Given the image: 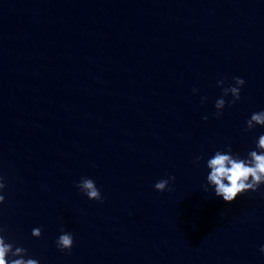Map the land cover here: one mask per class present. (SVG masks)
Masks as SVG:
<instances>
[{"label": "water", "instance_id": "water-1", "mask_svg": "<svg viewBox=\"0 0 264 264\" xmlns=\"http://www.w3.org/2000/svg\"><path fill=\"white\" fill-rule=\"evenodd\" d=\"M260 110L264 0H0V226L40 264H264V185L225 202L196 161L246 155Z\"/></svg>", "mask_w": 264, "mask_h": 264}, {"label": "clouds", "instance_id": "clouds-1", "mask_svg": "<svg viewBox=\"0 0 264 264\" xmlns=\"http://www.w3.org/2000/svg\"><path fill=\"white\" fill-rule=\"evenodd\" d=\"M233 83L225 86V80L217 81V86L221 87L222 94L214 103L216 112L214 115L219 117L226 104H235L240 99L241 89L245 80L240 76L232 78ZM196 94L199 89L193 88ZM231 95V100L225 97ZM206 96L201 97V102L207 101ZM207 120L208 117L204 116ZM264 127V110L251 113L246 120V129L251 130L256 126ZM255 147L241 155L234 152L231 145H226L224 149H218L213 154L205 158L203 155L197 156L196 161H204L206 169V182L203 190L213 191L217 197L222 198L225 202H232L238 196L246 192H255L264 185V133L260 134L254 140ZM175 180L174 176L160 179L154 184V188L160 192L169 189L170 181ZM77 189L88 199L103 201L104 197L94 179L83 176L76 183ZM6 188L5 177L0 175V205L5 202L4 190ZM6 229L0 226V264H40L36 258L29 255L28 249L11 242L6 236ZM33 237L42 235L41 227H34L31 231ZM56 246L60 251H71L74 244L72 232L61 227L60 234L57 237ZM259 251L264 254V244L260 245Z\"/></svg>", "mask_w": 264, "mask_h": 264}]
</instances>
